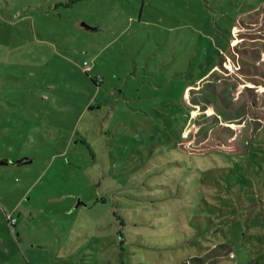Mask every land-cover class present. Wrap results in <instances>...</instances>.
Masks as SVG:
<instances>
[{
	"label": "rangeland",
	"instance_id": "rangeland-1",
	"mask_svg": "<svg viewBox=\"0 0 264 264\" xmlns=\"http://www.w3.org/2000/svg\"><path fill=\"white\" fill-rule=\"evenodd\" d=\"M0 264H264V0H0Z\"/></svg>",
	"mask_w": 264,
	"mask_h": 264
},
{
	"label": "trees",
	"instance_id": "trees-1",
	"mask_svg": "<svg viewBox=\"0 0 264 264\" xmlns=\"http://www.w3.org/2000/svg\"><path fill=\"white\" fill-rule=\"evenodd\" d=\"M91 70V66L89 67V68H84V71L91 77V79L93 80V81H97V80H99L98 78L99 77H94L93 75H91L90 73H89V71ZM26 162H29V160L28 161H26Z\"/></svg>",
	"mask_w": 264,
	"mask_h": 264
},
{
	"label": "built area",
	"instance_id": "built-area-1",
	"mask_svg": "<svg viewBox=\"0 0 264 264\" xmlns=\"http://www.w3.org/2000/svg\"><path fill=\"white\" fill-rule=\"evenodd\" d=\"M89 67H90L89 63L87 61H84V68H89Z\"/></svg>",
	"mask_w": 264,
	"mask_h": 264
}]
</instances>
